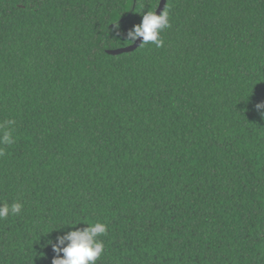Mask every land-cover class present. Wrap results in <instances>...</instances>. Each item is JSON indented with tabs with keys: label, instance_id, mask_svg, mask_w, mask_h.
<instances>
[{
	"label": "trees",
	"instance_id": "obj_1",
	"mask_svg": "<svg viewBox=\"0 0 264 264\" xmlns=\"http://www.w3.org/2000/svg\"><path fill=\"white\" fill-rule=\"evenodd\" d=\"M160 2L0 0V264L90 222L97 264H264V0H167L109 54Z\"/></svg>",
	"mask_w": 264,
	"mask_h": 264
},
{
	"label": "clouds",
	"instance_id": "obj_2",
	"mask_svg": "<svg viewBox=\"0 0 264 264\" xmlns=\"http://www.w3.org/2000/svg\"><path fill=\"white\" fill-rule=\"evenodd\" d=\"M141 15L142 22L127 32L125 43L132 45L142 38L140 47L149 43L156 47H162L164 42L161 39V33L170 27L168 13L164 10L160 15H157V11H147ZM256 110L264 117V102L257 104ZM14 124V120L0 124V130H3L0 135V144L11 145L15 142L6 127ZM22 208L23 205L19 202L13 203L11 206L0 205V219H6L9 215H18ZM106 235V223L90 222L83 229L77 228L63 236H58L55 242L49 241V245L56 253L52 264H97L102 259L105 250L103 242L98 237Z\"/></svg>",
	"mask_w": 264,
	"mask_h": 264
},
{
	"label": "water",
	"instance_id": "obj_3",
	"mask_svg": "<svg viewBox=\"0 0 264 264\" xmlns=\"http://www.w3.org/2000/svg\"><path fill=\"white\" fill-rule=\"evenodd\" d=\"M166 3H167V0H161L159 8L157 10V15H160L164 11V9L166 7ZM141 40H142V38H141ZM141 40H137L135 44H133L129 47L117 49V50H111V51H108V53L111 55H120L123 53L132 52L141 46Z\"/></svg>",
	"mask_w": 264,
	"mask_h": 264
}]
</instances>
